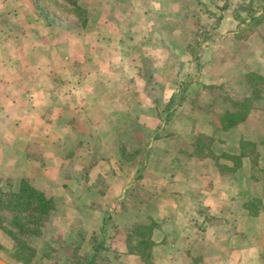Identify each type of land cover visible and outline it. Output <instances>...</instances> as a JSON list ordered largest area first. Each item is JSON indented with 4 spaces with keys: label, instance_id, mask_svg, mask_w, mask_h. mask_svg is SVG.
<instances>
[{
    "label": "crops",
    "instance_id": "0c3cea01",
    "mask_svg": "<svg viewBox=\"0 0 264 264\" xmlns=\"http://www.w3.org/2000/svg\"><path fill=\"white\" fill-rule=\"evenodd\" d=\"M73 1L72 26L68 0L59 18L39 5L51 0H0L1 176L65 202L82 256L103 242L108 264H146L126 239L151 218L153 264H264V98L218 127L221 93L242 99L244 75H264L259 34L242 49L215 0ZM242 140L255 164L234 160Z\"/></svg>",
    "mask_w": 264,
    "mask_h": 264
},
{
    "label": "trees",
    "instance_id": "16d2710c",
    "mask_svg": "<svg viewBox=\"0 0 264 264\" xmlns=\"http://www.w3.org/2000/svg\"><path fill=\"white\" fill-rule=\"evenodd\" d=\"M68 3L74 5L75 14L82 18L85 9L77 5L73 0H68ZM228 4L226 0L224 4H216V7L222 13ZM231 10L235 14V18L238 19L239 28L245 25L252 30L253 27L257 28L259 25L264 24V0H244L238 8L234 6ZM220 18L221 16L219 15L217 19ZM83 21L86 22L85 19ZM259 36L264 42V33H260ZM202 37H206V35H202ZM191 49H194V47ZM244 79L251 89L249 96L235 100L228 94L221 93L223 95L221 98L226 100L228 104L225 112L218 117L220 130L227 131L243 122L252 109L253 102L264 98V75L262 73L249 71L244 75ZM168 114L170 113L168 112ZM168 118L169 115H166L165 121ZM206 142H209V140ZM251 145L253 144L249 141L242 140L239 144L238 155H235V158L233 155L228 156L234 158L235 161H239L246 155L247 151H253L252 162L255 164L258 153L255 150V145L250 148ZM208 147V144H201V146L199 145V147L194 149V153L200 157L203 154L210 155ZM137 152V150L133 151L129 159L134 158ZM55 206V199L52 195L45 194L25 177L19 180L15 188L10 185L6 189L0 187V230L10 239L13 245L12 260H8L9 262L12 264H39L36 260V248L31 244L30 238L41 234L44 220ZM155 227L156 223L154 220L148 218L145 222H135L127 234L126 245L128 251L138 254L146 264H153L151 261V248L153 246L151 236ZM103 244V242H97L90 257L82 256L79 252L80 246L76 245L70 258L67 257L64 264H79L80 262L82 264H97L98 256L106 248ZM45 254L46 251L42 252L40 257Z\"/></svg>",
    "mask_w": 264,
    "mask_h": 264
},
{
    "label": "rangeland",
    "instance_id": "374dc122",
    "mask_svg": "<svg viewBox=\"0 0 264 264\" xmlns=\"http://www.w3.org/2000/svg\"><path fill=\"white\" fill-rule=\"evenodd\" d=\"M243 1L244 0H227V4L229 2L227 7H229V9L230 8L232 9L234 6L238 8L240 3ZM215 2L217 4H224L226 0H215ZM39 5L42 9L44 7L43 10L51 13L52 17L54 18H59V11L64 10L62 7L63 4L59 3L58 0H51V4L50 3H40ZM74 8H75L74 5L69 4V11L65 12V15H64L67 18L65 20H67L69 24L71 23L72 26L75 23H77V20L73 18L74 16L72 15V13L75 12ZM128 12H129V9H126L127 14ZM241 29H243L241 31L242 40H240L239 42L242 45H245V46H242V49L244 48L248 49V47H246L248 46V44H246L245 42L246 37L251 34L258 36V34L260 35V33L261 34L264 33V24L259 25L257 28L253 27L252 30H250L251 28H249V26H245V25L241 26ZM220 96L223 97L222 94ZM87 159L90 160L89 161L90 163L96 159V156L93 153H91ZM12 180H13L12 176L3 177L0 174V187H4L6 189L9 186V184L12 183ZM99 185L101 186L100 181H98V183L95 185V190L100 188ZM134 199L135 200L131 203L132 207H135L137 205L135 204L134 206V202L137 201L138 198H134ZM90 202L93 203V200H90ZM55 203H56L55 208L49 213V215L44 220V227H43L41 234L30 238L31 244L35 246L36 248V252H37L36 260L39 262V264H64L65 259L67 257L70 258L71 253L74 247L76 246V244L65 242L63 238L62 227L59 226L62 220H65V217L68 215L67 211L65 210V206H64L65 202L60 205V203L55 200ZM84 234L88 235V233H84ZM44 251H46V254L43 257H40L42 252ZM12 252H13L12 242L0 230V256L5 258L6 260H12L11 259ZM79 264H82V262H80ZM97 264H108V262L105 259L99 258L97 260Z\"/></svg>",
    "mask_w": 264,
    "mask_h": 264
},
{
    "label": "water",
    "instance_id": "95a60500",
    "mask_svg": "<svg viewBox=\"0 0 264 264\" xmlns=\"http://www.w3.org/2000/svg\"><path fill=\"white\" fill-rule=\"evenodd\" d=\"M0 264H12V263L0 256Z\"/></svg>",
    "mask_w": 264,
    "mask_h": 264
}]
</instances>
